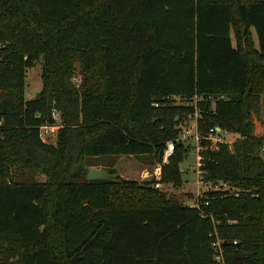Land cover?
Returning <instances> with one entry per match:
<instances>
[{"label":"trees","instance_id":"16d2710c","mask_svg":"<svg viewBox=\"0 0 264 264\" xmlns=\"http://www.w3.org/2000/svg\"><path fill=\"white\" fill-rule=\"evenodd\" d=\"M38 62L42 89L28 99ZM261 94L264 0H0V264H216L214 228L224 264H264ZM54 111L62 126L45 143L39 127ZM196 111L202 136L216 126L239 136L218 150L200 141L204 181L239 192L209 193L214 220L154 177L87 178L89 159L155 165ZM185 153L177 141L162 182H180Z\"/></svg>","mask_w":264,"mask_h":264},{"label":"rangeland","instance_id":"374dc122","mask_svg":"<svg viewBox=\"0 0 264 264\" xmlns=\"http://www.w3.org/2000/svg\"><path fill=\"white\" fill-rule=\"evenodd\" d=\"M74 73L71 78V82L77 87L80 88L82 79H83V71L81 68V65L78 61L74 63ZM42 63L38 62L34 67H31L27 70L26 74V98L30 99L33 98L39 93L42 89ZM173 101L177 104L182 102L183 100L179 97H176L173 99ZM168 103V102H166ZM169 103H172L170 100ZM260 112L259 115L254 119L256 121L259 118H262L264 115L261 112V109L264 110V97L261 99L260 95ZM180 117V116H178ZM177 117V118H178ZM183 116L181 119L179 118L178 122V128L182 130L181 136L178 137V142L184 143V146L186 148V153L184 154V160L180 162L179 168L181 170V180L180 182L175 183H165L162 182L161 188L158 189V191L161 194H165L166 197L171 198L172 200L180 201L184 204L193 205L198 201L199 194L203 193L204 185L199 184V174H198V165H199V157H201V150L198 148V142L196 141L194 135L196 133L195 130V121L194 119H186ZM232 134V136H228L227 138L230 139H238V134ZM235 140H233L234 142ZM258 155L261 158H264V144L258 148ZM122 156L118 157L121 158ZM154 157L153 156H124L123 160L121 161L122 166H131L132 169L136 172H138L137 175L129 174L131 171H129L128 178H132V180H135L137 182H146L149 184V178L144 179L143 173L146 171H151L154 167ZM119 159H117L116 163ZM100 165L103 167V169L109 171L108 164L109 161H107L104 158L101 159H89V161H86V165ZM88 166V165H87ZM90 168V167H89ZM131 169V170H132ZM132 170V173H133ZM141 173V176L140 174ZM118 177V173H114L111 177L112 180H115ZM41 180H44V176H39ZM173 179V178H172ZM175 181V179L173 180Z\"/></svg>","mask_w":264,"mask_h":264},{"label":"built area","instance_id":"2783aa9c","mask_svg":"<svg viewBox=\"0 0 264 264\" xmlns=\"http://www.w3.org/2000/svg\"><path fill=\"white\" fill-rule=\"evenodd\" d=\"M209 98H212V96H210ZM196 104L197 103H196V97H195V101L193 102L192 105H194L195 108H197ZM154 105L158 106V103H154ZM198 116H199V113H198V111H196L195 116L191 118V119H194L195 124H196ZM53 117L56 120L55 123L45 124V125H42L39 127V130H40L39 136H40L41 140L45 143H52V144L56 143V137L58 134V130L62 126L60 113L57 111H54ZM1 125H2V123L0 122V127H1ZM227 135L229 136V132L223 131V130H221V128L219 126H216V127L212 128L210 130V132L205 136H202L196 130L194 137H195L196 141L198 142V147H199L198 149L199 150H202V146L200 145V141L202 139L208 140L210 142V146L213 150H218L222 143L227 144L229 147L233 143L232 140L227 138ZM2 136H3V134L0 130V138H2ZM177 141L178 140L168 141L166 144V147L163 151L162 159L155 163V165L151 171H146L142 174L144 179L154 177L155 178L154 186L156 188H161L163 167L170 162V158L174 154ZM201 166H202V156L199 157L198 174H199V184L204 185L205 188L203 190V193L199 194L198 198H202L204 201L201 202L198 199V201L191 206L198 208V210L200 211V213L203 217H211L212 220H214L212 214L206 212V210L204 209V206L209 205V202L211 199V197H209V193L221 192V193H224L225 195L237 196L239 194V192L232 184L225 182V181H219V182H215V183L205 182L204 178H203L205 171L201 169ZM214 223H215V221H214ZM216 223H218V222H216ZM216 223H215V225H216ZM210 235L212 237H214V240L212 242V247L214 250V259L216 261V264H224V261H223L224 240L219 236L216 228H214L213 233H211ZM234 243H235V241H234Z\"/></svg>","mask_w":264,"mask_h":264},{"label":"crops","instance_id":"0c3cea01","mask_svg":"<svg viewBox=\"0 0 264 264\" xmlns=\"http://www.w3.org/2000/svg\"><path fill=\"white\" fill-rule=\"evenodd\" d=\"M253 41H254L255 47H257V41H256L254 33H253ZM262 97H264V94H261V99H262ZM261 112L264 115V110L261 109ZM194 125H195L194 127H195V130H196V124L194 123ZM232 134H234V133H229V136H232ZM253 135L264 136V116L262 118L257 119L256 121H254ZM236 139H231V137H230V140H232V141L236 140ZM123 157L124 156H122L121 158H118L119 159L118 162L115 163V165L112 166V167L108 166V168H112L115 172L118 173L119 176H121V177H123L125 179H132V178H128L129 177L128 175H125V174H128L129 171H131L129 174H133L134 176L135 175L138 176V172L134 171L131 166H129V167L126 166V165L122 166L121 161L123 160ZM104 159H108V157H104ZM107 161H109V160H107ZM91 167H96V168L103 169V167H101L100 165L91 166ZM131 169L133 170V173H132ZM103 170H105V169H103ZM139 174L141 176V173H139Z\"/></svg>","mask_w":264,"mask_h":264},{"label":"water","instance_id":"95a60500","mask_svg":"<svg viewBox=\"0 0 264 264\" xmlns=\"http://www.w3.org/2000/svg\"><path fill=\"white\" fill-rule=\"evenodd\" d=\"M254 156H258V145L254 146ZM110 177V174L103 169L91 167L89 168L87 178L89 180L102 179Z\"/></svg>","mask_w":264,"mask_h":264}]
</instances>
